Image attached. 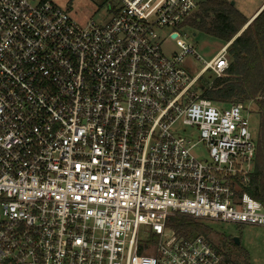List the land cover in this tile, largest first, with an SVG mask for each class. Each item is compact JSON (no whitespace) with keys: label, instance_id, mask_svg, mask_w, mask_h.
Instances as JSON below:
<instances>
[{"label":"built area","instance_id":"1","mask_svg":"<svg viewBox=\"0 0 264 264\" xmlns=\"http://www.w3.org/2000/svg\"><path fill=\"white\" fill-rule=\"evenodd\" d=\"M202 1L109 0L108 21L81 24L53 0H0V264H228L169 218L264 226L244 191L249 107L204 96L231 42L197 75L182 65Z\"/></svg>","mask_w":264,"mask_h":264},{"label":"trees","instance_id":"2","mask_svg":"<svg viewBox=\"0 0 264 264\" xmlns=\"http://www.w3.org/2000/svg\"><path fill=\"white\" fill-rule=\"evenodd\" d=\"M249 20L230 0H204L194 17L190 16L185 23L224 45L231 42L227 49L229 67L224 75L204 81V96L215 102L255 104L259 115L257 155L244 191L264 205V6L242 31ZM167 224L182 235L207 237L212 232L208 225L185 216L170 217ZM226 263H230L228 254ZM241 264H250L247 254Z\"/></svg>","mask_w":264,"mask_h":264},{"label":"rangeland","instance_id":"3","mask_svg":"<svg viewBox=\"0 0 264 264\" xmlns=\"http://www.w3.org/2000/svg\"><path fill=\"white\" fill-rule=\"evenodd\" d=\"M61 9L67 11L70 16L77 22L83 24L91 20L97 23H105L111 17L109 12V0H53ZM241 13L249 18L256 10L260 8L264 0H230ZM197 13L194 12V15ZM167 30L163 31L164 36ZM181 34L185 37L187 43L195 49L196 54L188 55L183 61V66L191 74L197 75L204 66L203 62L210 61L217 55L219 50L224 46V42L212 37L206 33L195 30L190 25H185L181 29ZM162 48L166 53L179 51L175 40L165 39ZM196 56H199V60ZM214 78L211 72L203 77V81L208 78ZM199 93L201 88L199 85ZM249 109L250 128L253 134L257 135L259 130V115L253 102L245 103ZM199 154H205L208 157L206 149L196 151ZM206 224L212 229L208 239L216 246L223 249L230 258L229 264H241L247 254L250 264H264V226L259 225H239L222 221H206ZM240 239V244H236L234 237ZM172 237L170 230L165 231V240ZM206 237V236H205Z\"/></svg>","mask_w":264,"mask_h":264},{"label":"water","instance_id":"4","mask_svg":"<svg viewBox=\"0 0 264 264\" xmlns=\"http://www.w3.org/2000/svg\"><path fill=\"white\" fill-rule=\"evenodd\" d=\"M231 4L234 5V2H231ZM251 21H252V19L249 20V22L244 26V28L242 29V31H243V30L249 25V23H250ZM242 31H241V32H242ZM241 32H240V33H241ZM240 33H239V34H240ZM174 36H176V34H174ZM234 241H235L236 244H240V239H239L238 237H236V236L234 237Z\"/></svg>","mask_w":264,"mask_h":264},{"label":"crops","instance_id":"5","mask_svg":"<svg viewBox=\"0 0 264 264\" xmlns=\"http://www.w3.org/2000/svg\"><path fill=\"white\" fill-rule=\"evenodd\" d=\"M263 6H264V2H263V4L260 6V8H259L258 10H256V11L250 16V18L252 19V18L257 14V12H258Z\"/></svg>","mask_w":264,"mask_h":264},{"label":"bare ground","instance_id":"6","mask_svg":"<svg viewBox=\"0 0 264 264\" xmlns=\"http://www.w3.org/2000/svg\"><path fill=\"white\" fill-rule=\"evenodd\" d=\"M257 13H258V12H257ZM256 15H257V14H256ZM256 15H255V16H256ZM255 16H254V17H255ZM254 17H253V18H254Z\"/></svg>","mask_w":264,"mask_h":264}]
</instances>
